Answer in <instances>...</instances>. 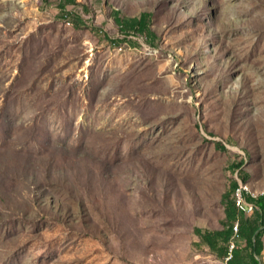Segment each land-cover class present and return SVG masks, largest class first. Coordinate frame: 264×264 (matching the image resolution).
<instances>
[{"label":"rangeland","instance_id":"obj_1","mask_svg":"<svg viewBox=\"0 0 264 264\" xmlns=\"http://www.w3.org/2000/svg\"><path fill=\"white\" fill-rule=\"evenodd\" d=\"M231 179L264 192V0H0V264H224Z\"/></svg>","mask_w":264,"mask_h":264},{"label":"trees","instance_id":"obj_2","mask_svg":"<svg viewBox=\"0 0 264 264\" xmlns=\"http://www.w3.org/2000/svg\"><path fill=\"white\" fill-rule=\"evenodd\" d=\"M67 19V17H62ZM118 31L127 37L144 36L145 40L153 44L155 37L149 29V20L147 14H140L138 17L120 16L118 12L112 15ZM73 25L83 26V20L75 17L70 20ZM119 42V41H114ZM216 149H224L219 142H215ZM243 160L232 162L229 169L232 171L240 168ZM248 176L241 178L245 182ZM239 183L235 179L228 182L227 189L221 195L224 216L220 221V227L214 229H194V234L199 239L198 245H203L218 258L224 261V264H261L264 259V192L256 197H252L245 191H241V197L244 202L252 205L249 213H243L236 205V191L239 190ZM237 240H243L244 246L240 247ZM233 243L229 251L230 244ZM230 257L225 260V257Z\"/></svg>","mask_w":264,"mask_h":264},{"label":"built area","instance_id":"obj_3","mask_svg":"<svg viewBox=\"0 0 264 264\" xmlns=\"http://www.w3.org/2000/svg\"><path fill=\"white\" fill-rule=\"evenodd\" d=\"M121 48H122V47L119 46V49H121ZM238 189H239V201H238V207H241V211H242L243 213H249V212H251V210H252V205L245 203L244 200H243V198L241 197V191H242V190H243V191H246L245 186H241V185H239ZM233 246H234L233 243H231L230 246H229V251L232 249ZM229 257H230V254H228V256L225 257V260H227Z\"/></svg>","mask_w":264,"mask_h":264},{"label":"bare ground","instance_id":"obj_4","mask_svg":"<svg viewBox=\"0 0 264 264\" xmlns=\"http://www.w3.org/2000/svg\"><path fill=\"white\" fill-rule=\"evenodd\" d=\"M121 50V49H119ZM236 205L238 206V201H239V190L236 191ZM241 209V207H239Z\"/></svg>","mask_w":264,"mask_h":264}]
</instances>
